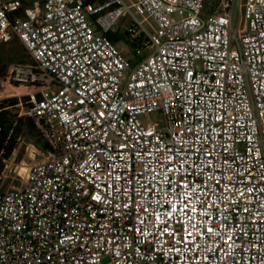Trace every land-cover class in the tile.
Segmentation results:
<instances>
[{"label":"built area","instance_id":"built-area-1","mask_svg":"<svg viewBox=\"0 0 264 264\" xmlns=\"http://www.w3.org/2000/svg\"><path fill=\"white\" fill-rule=\"evenodd\" d=\"M205 10L0 0V103L50 146L20 188L4 161L0 264H264V0ZM126 18L136 65L109 36Z\"/></svg>","mask_w":264,"mask_h":264},{"label":"trees","instance_id":"trees-1","mask_svg":"<svg viewBox=\"0 0 264 264\" xmlns=\"http://www.w3.org/2000/svg\"><path fill=\"white\" fill-rule=\"evenodd\" d=\"M217 2L218 0H206V6H213ZM109 36L116 44H120L122 41L127 42L132 51V57L129 58V61L133 65H136L146 54L142 40L132 39L127 33L125 36L118 34H110ZM16 44H19L21 47L17 48ZM14 45V58L17 57L19 59H17L18 62H26L28 55L26 54L24 46L18 41ZM17 105V99L6 100L0 103V185L1 179L5 174L4 161L12 160L21 144V138L31 141L35 146L45 152L50 150L49 144L40 135L37 121L30 117H20V108ZM20 157H18L19 160Z\"/></svg>","mask_w":264,"mask_h":264},{"label":"rangeland","instance_id":"rangeland-1","mask_svg":"<svg viewBox=\"0 0 264 264\" xmlns=\"http://www.w3.org/2000/svg\"><path fill=\"white\" fill-rule=\"evenodd\" d=\"M247 0H240V4H244L246 3ZM212 3V1H211ZM211 5H207L206 6V10L205 12H209L211 10ZM234 12H235V27H242L244 25V13L242 11V9L238 6L235 5L234 7ZM131 21L129 18L126 19H122L116 26V33L118 35H124L125 30L130 26ZM126 38V37H125ZM17 45V44H16ZM118 46L122 49L123 53L125 54V56L129 59L130 57H132V51L129 47V45L127 44L126 41H122L120 44H118ZM13 49L15 47V45H12ZM17 48H20L21 46L18 44L16 46ZM10 49V48H9ZM9 49H5V53L4 55L7 57L11 56L10 54V50ZM22 49V48H21ZM23 51V49H22ZM11 52L13 53L12 58L14 61H18L19 59L15 57L14 52L11 50ZM14 56V57H13ZM18 59V60H17ZM8 61H6L7 63ZM144 121H148V122H155L157 124H159L161 127L166 126V118L164 116V114H162L159 111L153 112L150 114L149 117H141ZM31 141L26 139V143H29ZM26 143L25 144H20L16 155L14 156L13 160L10 162L9 164V168L7 170V177L5 178V183L3 186V189L8 190V189H13V188H20L22 187L25 182H26V175L28 174L30 168L45 159L46 157V152L43 151L42 149H39V153L36 154L35 158H31L30 154L28 153L27 149H26ZM19 156L20 160H19Z\"/></svg>","mask_w":264,"mask_h":264}]
</instances>
